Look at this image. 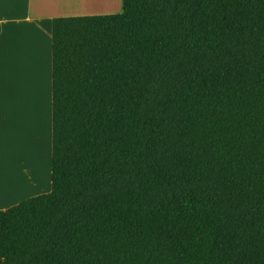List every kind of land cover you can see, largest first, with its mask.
Instances as JSON below:
<instances>
[{
    "label": "trees",
    "instance_id": "trees-1",
    "mask_svg": "<svg viewBox=\"0 0 264 264\" xmlns=\"http://www.w3.org/2000/svg\"><path fill=\"white\" fill-rule=\"evenodd\" d=\"M122 1L53 20L52 188L0 264H264V0Z\"/></svg>",
    "mask_w": 264,
    "mask_h": 264
},
{
    "label": "crops",
    "instance_id": "crops-1",
    "mask_svg": "<svg viewBox=\"0 0 264 264\" xmlns=\"http://www.w3.org/2000/svg\"><path fill=\"white\" fill-rule=\"evenodd\" d=\"M94 2L108 4L114 0H94ZM76 8L68 0H0V69L5 68L11 57L10 53H13L17 69L22 70L23 84L27 86L31 84L29 73L44 64L46 50L50 46L52 48L53 20L86 17L89 16L87 14H91ZM29 41L32 43L30 47H28ZM32 50L36 51L35 56L39 53L37 65L32 63L33 56L30 54ZM3 90H5L4 85ZM48 94L47 106L44 110V126L46 134H50L47 146H51L52 81L51 83L49 81ZM19 122L18 108L15 117L11 110L0 111V210H7L20 204L31 197H28L30 190H38L40 186L37 174L33 172L28 174L26 157L22 156L20 151Z\"/></svg>",
    "mask_w": 264,
    "mask_h": 264
},
{
    "label": "rangeland",
    "instance_id": "rangeland-1",
    "mask_svg": "<svg viewBox=\"0 0 264 264\" xmlns=\"http://www.w3.org/2000/svg\"><path fill=\"white\" fill-rule=\"evenodd\" d=\"M93 5H96L92 6L93 10L85 11L91 13L87 14L89 16H103L123 12L122 0H114V2L108 4L94 3ZM10 56L5 68L0 69V111L11 110L15 117L18 108L21 137L20 151L22 156L25 155L26 157L28 174L33 172L37 174L38 180H40L39 189L30 190L28 193V197H32L33 195L48 193L52 188V135L51 146H47V139L50 140V134H46V127L44 126V110L49 96V81L50 83L52 81V48L50 46L46 50L44 64L29 73L31 84H28V86L23 84L22 70L17 69L13 53H10ZM3 85L5 90H3ZM26 87H28V90H26Z\"/></svg>",
    "mask_w": 264,
    "mask_h": 264
},
{
    "label": "bare ground",
    "instance_id": "bare-ground-1",
    "mask_svg": "<svg viewBox=\"0 0 264 264\" xmlns=\"http://www.w3.org/2000/svg\"><path fill=\"white\" fill-rule=\"evenodd\" d=\"M70 1L75 7H77L76 9L79 10V11H89V10H93L94 8L92 6H96V5H93L94 3V0H68ZM32 45V43L29 41L28 42V47H30ZM32 53V63L34 65H37V62L39 61V53L37 56H35L36 54V51L35 50H32L31 51ZM34 54V55H33ZM15 153L13 152V155Z\"/></svg>",
    "mask_w": 264,
    "mask_h": 264
}]
</instances>
